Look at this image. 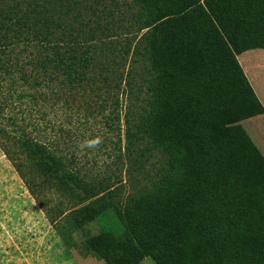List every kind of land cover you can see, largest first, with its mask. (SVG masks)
I'll list each match as a JSON object with an SVG mask.
<instances>
[{
	"label": "trees",
	"instance_id": "trees-1",
	"mask_svg": "<svg viewBox=\"0 0 264 264\" xmlns=\"http://www.w3.org/2000/svg\"><path fill=\"white\" fill-rule=\"evenodd\" d=\"M253 49L264 0H0V143L40 206L44 186L116 218L140 260L264 264V172L231 147L159 167L148 129L248 101L236 56ZM60 107L112 126L126 174L66 155Z\"/></svg>",
	"mask_w": 264,
	"mask_h": 264
},
{
	"label": "rangeland",
	"instance_id": "rangeland-1",
	"mask_svg": "<svg viewBox=\"0 0 264 264\" xmlns=\"http://www.w3.org/2000/svg\"><path fill=\"white\" fill-rule=\"evenodd\" d=\"M236 61L251 98L233 107L148 127L152 142L159 147L154 152V162L159 167H169L171 159V169L179 154L231 147L244 150L264 172V49L247 51L236 56ZM55 112L63 126L53 121L48 129L63 127L60 138L66 155L80 156L81 165L88 164L87 169L94 174L123 170L115 157H109L119 153V139L103 118L88 119L76 108L70 111L60 107L51 113ZM121 125L120 135L124 138V121ZM3 143L4 140L0 143V264H155L151 257L140 260L114 246L111 232L121 234L123 224L110 216L98 224L84 220L73 212L82 203L72 200L70 194L43 186L41 198L45 206H40L6 155ZM31 170L36 171L32 165ZM123 181L126 191H130L125 176Z\"/></svg>",
	"mask_w": 264,
	"mask_h": 264
},
{
	"label": "crops",
	"instance_id": "crops-1",
	"mask_svg": "<svg viewBox=\"0 0 264 264\" xmlns=\"http://www.w3.org/2000/svg\"><path fill=\"white\" fill-rule=\"evenodd\" d=\"M148 264L149 262H147V261H144V262H142V263H140V264ZM152 264H154V263H152Z\"/></svg>",
	"mask_w": 264,
	"mask_h": 264
}]
</instances>
